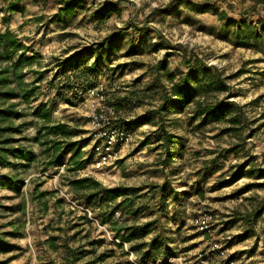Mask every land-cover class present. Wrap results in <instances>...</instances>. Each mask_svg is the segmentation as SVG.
Masks as SVG:
<instances>
[{"label": "rangeland", "instance_id": "374dc122", "mask_svg": "<svg viewBox=\"0 0 264 264\" xmlns=\"http://www.w3.org/2000/svg\"><path fill=\"white\" fill-rule=\"evenodd\" d=\"M65 1L0 0V29L17 35L27 56L39 55L25 70L28 84L39 80L35 100L19 107L20 122L29 124L22 146L39 158L29 168H0V264H264V33L259 21L264 4L83 0L74 17L50 23ZM10 2L21 13L6 25L1 10ZM108 5L115 11L106 17ZM246 33L250 40L242 45ZM107 38L115 46L107 47ZM100 44L102 61L90 77L92 86L83 92L65 89L72 74L62 62L85 53L88 59L80 64L92 66ZM192 67L200 80L209 68L224 85V91L197 100L234 105L238 121L229 117L201 126L194 105L162 109L172 83ZM101 88L103 100L92 94ZM114 103L121 106L116 126L131 131L134 142L122 148L127 152L113 166L96 170L94 151L93 163L79 173L48 167L45 139L35 141L43 122L35 115L41 105L52 111L54 123L79 132L78 140L91 138L92 110ZM144 116L152 121L132 126ZM163 133L173 136L169 155ZM12 176L23 180L20 192L4 186ZM74 177L137 189L142 196L133 203L137 215L119 214L112 221L123 218L118 224L123 228L150 225V234L131 244L118 240V227L103 223L109 208L94 210L76 197L69 186ZM205 214L208 231L197 223ZM157 237L164 245L153 251L150 243Z\"/></svg>", "mask_w": 264, "mask_h": 264}, {"label": "trees", "instance_id": "16d2710c", "mask_svg": "<svg viewBox=\"0 0 264 264\" xmlns=\"http://www.w3.org/2000/svg\"><path fill=\"white\" fill-rule=\"evenodd\" d=\"M3 1L7 3L11 0ZM253 1L264 4V0ZM82 2L83 0H66L58 12L51 17L50 23L65 22V17H74ZM207 9L200 10V13L207 12ZM1 11L7 15L2 18V22L6 25L10 23L14 15L21 13L19 6L15 2H10ZM114 11V6H106V17ZM220 15H225V12H222ZM259 21L262 24V32L264 33V17H260ZM242 23L248 27L246 21L243 20ZM252 31L256 38H262V35L256 29H252ZM249 40V34H244L241 42L242 45H247ZM106 43L107 47H113L116 44L112 38H107ZM98 47V58L92 66L80 64V61L88 56L85 53L68 58L62 62L61 66L64 69L69 68L73 78V83H70V79L72 78L68 77L65 89L78 88L83 92L92 86L93 82H91L90 77L94 75L96 68L102 61L101 51L104 46L100 44ZM26 50L17 35L9 29L5 31L0 29V168H14L16 170L19 168H29L39 158L34 151L22 146V141L24 140L22 135L28 129L29 124L20 122L23 114L19 107L22 103H30L35 100L38 89L36 83L39 81L36 79L30 84L26 82L25 70L33 66L39 58L37 53L27 56ZM92 54L94 52L89 55ZM199 77V71L192 67L189 74L179 83H172L171 98L166 99L167 104L162 106V109L163 107L165 109L167 106H170L174 110H181L194 105V118L202 119L201 126L227 121L229 117H232L231 121L233 123L238 121V117L233 114L234 110L237 109L234 105H224L222 102L211 103L201 99L197 100V97L204 94L214 91H224V85L220 83L221 81L217 75L211 73L209 68L204 70L202 80ZM112 106L116 110L121 109L119 103H114ZM35 115L43 121L35 141L39 142L45 139L42 143L46 146L45 153L48 157L47 164L49 168L62 167L67 168L70 173H79L93 163L94 147L91 148L89 153L84 152V149L92 143L90 137L74 140L79 132L70 129L65 123H54L52 121V111L48 110L46 105H41L40 110ZM151 121V119L144 116L133 121L132 126L139 127ZM162 136L164 140L163 146L169 155L171 153L169 144L174 142L172 140L173 136L167 133H163ZM167 158L170 160L171 156ZM163 164H166V161ZM240 173L241 171L235 176L238 177ZM4 186L20 192L23 180H18L14 176L6 177ZM69 186L72 193L76 197L84 199L90 207L94 205L102 207L105 203H115L119 199H122L116 205V208L122 204L124 207L130 208L134 206V196L138 192L135 188H107L92 177H74L69 181ZM161 192L163 193V189ZM250 216L256 217L258 213L250 214ZM122 231L124 232L120 236L122 241L131 243L148 236L151 228L150 225H146L117 229L118 233ZM163 245L164 243L160 237L153 239L150 243L153 251L160 250Z\"/></svg>", "mask_w": 264, "mask_h": 264}, {"label": "built area", "instance_id": "2783aa9c", "mask_svg": "<svg viewBox=\"0 0 264 264\" xmlns=\"http://www.w3.org/2000/svg\"><path fill=\"white\" fill-rule=\"evenodd\" d=\"M93 95L99 100L104 99L103 88L97 89ZM117 111L113 106H99L90 115L91 139L97 159L93 167L103 171L113 166L121 157L123 147L134 142V135L124 127H117ZM209 217L205 214L201 221H197L203 231L209 229Z\"/></svg>", "mask_w": 264, "mask_h": 264}, {"label": "crops", "instance_id": "0c3cea01", "mask_svg": "<svg viewBox=\"0 0 264 264\" xmlns=\"http://www.w3.org/2000/svg\"><path fill=\"white\" fill-rule=\"evenodd\" d=\"M124 148V147H123ZM124 151V153H126L127 151H125L124 149L122 150V152ZM115 188H117V187H115ZM138 192L136 193V195L134 196V200H138V198H140V197H142V196H138ZM121 200L122 199H119L118 201H116L115 203H110V204H107V203H105L103 206H105V207H108L109 209L107 210V212H106V217H105V219L103 220L104 221V223L105 224H107V223H113L114 225H116L117 227H118V229H123V226H118V224L119 225H121L122 224V222H123V218L121 219H117L116 221H112L113 219H115V217H116V215H119V214H121V215H125V214H129V216L131 215V216H136L137 215V210L135 209V205L133 206V207H124V205L122 204V205H120V207H118V208H116V205L117 204H119L120 202H121ZM94 202V201H93ZM133 203H134V201H133ZM102 206V207H103ZM94 210H99L100 208H101V206L100 205H94V206H91ZM124 217H126V216H124ZM136 225H138V224H136ZM135 227H139V226H135ZM124 228H128V227H124ZM117 231V230H116ZM123 231L121 232V233H118L117 232V234H116V237H117V239L118 240H121L122 241V239H121V237L120 236H122L123 235ZM127 243V242H126ZM130 243V242H129ZM132 243V242H131ZM130 243V244H131ZM119 247H122L121 245H119Z\"/></svg>", "mask_w": 264, "mask_h": 264}]
</instances>
